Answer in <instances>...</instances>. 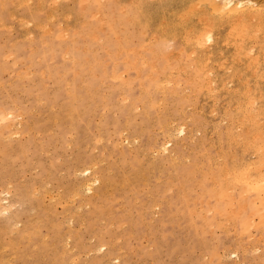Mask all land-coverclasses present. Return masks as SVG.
Wrapping results in <instances>:
<instances>
[{
	"label": "rangeland",
	"instance_id": "rangeland-1",
	"mask_svg": "<svg viewBox=\"0 0 264 264\" xmlns=\"http://www.w3.org/2000/svg\"><path fill=\"white\" fill-rule=\"evenodd\" d=\"M39 1L1 0L2 3H0V117L3 118L6 114L8 116L11 110L14 115H12L13 118L12 116L3 118L4 120L1 118L0 121L1 211L5 207L3 202L5 195L2 191L10 189L12 193L16 192L12 200L13 206L8 207L7 212L3 210V214L0 212V222L3 223L2 225L0 223V264H242L238 263L242 262V259L244 264H264V220H262L263 217L258 218V215L261 216L262 213L259 208V199L257 198L256 201L255 194L249 190L242 193L246 196V198L244 196L246 199L244 213L240 216L235 215V220L227 219V215L229 214L232 218L230 209L241 206V204L238 205L239 200H237L239 187H234L233 191L230 189L234 197L230 200L234 203L233 206L232 203H227L226 199L219 197L221 201L216 204V209H213L215 198L208 195V191L212 189L215 192V189L211 188L212 179L215 176L220 177L221 164L222 167L224 165L229 167L235 159L240 158L244 162L247 159L245 163H249L250 168L251 162H255L258 156L255 154L258 152L252 153L251 148L244 149L245 147H241L242 144L235 140L239 138L237 134L243 135L248 126L246 123L242 125L236 122L240 114L237 115L234 108L236 109L240 104V100L241 103L244 101L242 97L244 98L245 91L253 93L255 90L254 94L259 98L258 101L264 103L262 90L264 88V56H262L264 44L259 46V42L264 41V18L261 19L263 30L257 33V29L250 27L251 31H256L253 33H257V36L253 38L251 35V37L248 36L252 39L244 37V46L239 49L234 43L239 41V38H232L228 31L229 23H223L224 20L219 21L214 13L209 12L210 15H208V12L201 13L196 9L200 5V0H171V2L170 0H161V2L160 0H143V5L149 12L148 15H151V18L147 16L146 23L147 21L148 23H145L146 26L143 27L135 24L125 27L122 29L123 32L118 27L112 28V25L116 23L114 15L111 14L112 9L114 13L127 12L134 8L135 0H110L111 2L105 3L102 11L99 12L101 16L98 12L95 15L91 12L82 15L79 12L87 3L86 0ZM253 2H257L259 9L264 10L262 9L264 0H253ZM187 4L190 5V9ZM37 5L39 11L36 8ZM9 8L12 10L9 11ZM186 8L190 12L187 11L185 14L183 11L186 12ZM201 15L202 18L199 17ZM109 18L112 20V25L109 24L111 21ZM195 18L199 22H205L199 23ZM95 19H100L99 24ZM256 19H253L251 24H254ZM84 20L90 23L87 22V32H85L87 35L82 33V37L77 31ZM208 20L216 26L213 25L214 29L211 27V39L208 40L204 33L201 34L203 35V38L200 36V39H203L201 43L206 44L202 50L203 45H195L194 39L199 31L207 28L208 25L205 23ZM185 23L189 24L186 26ZM38 24L42 25L41 28ZM91 24H95L94 31L93 25L90 29ZM202 25L205 26L201 27ZM154 27L156 29L153 30ZM116 29L122 32V36ZM106 30H109V34ZM175 30L181 32L178 34ZM97 31L101 35L98 36L96 33L98 39L94 34ZM116 31L119 32H117L118 37ZM124 31L128 32L127 35ZM102 34H105L106 39ZM26 35L30 38L28 39ZM91 35L93 40L88 37ZM31 36H33L32 39ZM109 38L110 41L107 40ZM113 38H116L118 42L116 39V42L111 40ZM188 38L189 42H186L185 39ZM155 39L157 42L153 44ZM147 40L152 45H149ZM71 41L74 42L73 45H66L72 44L69 43ZM84 42L89 51H84L86 49ZM48 44L49 47H53L49 49ZM108 44H110L109 47L105 46ZM251 45L254 48L248 49ZM76 46L77 49L80 47L79 52H76ZM116 46L122 49H116ZM140 46H143L144 50ZM46 47L53 54L49 51L48 56L44 57L43 49ZM191 49H194V52ZM246 50L250 51L248 58ZM251 51L255 52L252 54ZM31 52H35L33 58L30 56ZM218 53H221V56ZM142 57H145V60ZM75 59H77L76 63ZM235 61H238V64ZM186 62L193 66L183 67ZM81 63H83L82 66ZM241 64L244 66L241 67ZM245 65H248V68ZM230 66L233 67L230 69ZM205 71L208 72L204 74ZM189 72H193L199 80L194 76L195 79L191 77L192 73ZM20 74L21 77H19ZM169 74H172L170 76L172 78L175 76L176 81L171 80L170 77L167 79ZM258 74L261 79L258 78ZM206 75L211 76L212 79L210 77L209 81ZM230 77H232L231 80ZM157 81L158 85L155 83ZM212 81L215 83L213 84ZM224 81L227 83L224 84ZM256 81L261 83L263 81V83ZM237 83L240 85L238 86ZM254 84H259L260 88ZM163 85L165 86L162 89L160 86ZM203 85L205 88L209 87L205 89ZM222 87L224 90L221 89ZM207 89L214 91L211 90L208 94ZM198 90L200 91L197 92ZM234 91L237 93L234 94ZM258 91H261L260 94H257ZM228 92L232 95L231 93L228 95ZM187 93L188 97H186ZM72 99L77 107L76 113L79 112L74 120L75 129L72 128V120L68 115ZM193 105L195 107H192ZM223 107L229 110L225 108L223 111ZM16 114L18 116L15 120ZM226 116L230 117L231 121ZM208 117L210 119H206ZM17 118H19V124H17ZM224 118L229 119L226 120V124L225 120H221ZM216 119L219 121L217 122ZM258 121L259 124L264 125L262 123L264 116H260ZM178 126H184L185 133L175 129L176 131L171 133L172 136L165 135L168 127L178 128ZM228 126L230 131L229 128L227 130ZM12 130L15 133L18 132L17 130L19 132L15 135ZM9 132L14 134L10 133V135ZM230 132L236 133L229 134ZM177 133L179 136L174 137ZM166 137L169 138L170 143H167ZM163 141L164 144H171L166 145L167 149L174 145V153L170 154L172 159L166 150L156 151L157 145ZM225 141L228 146H225ZM154 142L157 143L156 146ZM220 148L225 149L220 151ZM239 151L243 153L240 154ZM234 153L235 157H233ZM220 158L225 161L220 162ZM90 165H93L95 168L93 166L92 168L101 174V183L95 185L93 197L90 193H83L84 191L76 192L80 180L84 177L83 173L80 175V172ZM216 165L217 167H214ZM82 167L85 168L82 169ZM196 168L198 171L195 170ZM75 169L80 172L78 173ZM205 171L208 172L206 176ZM209 171H211L210 174ZM247 219L248 222L251 220L250 226L242 229L241 223ZM102 243H105V247L100 248ZM233 250L236 251V257L232 254ZM221 253H224V256Z\"/></svg>",
	"mask_w": 264,
	"mask_h": 264
},
{
	"label": "bare ground",
	"instance_id": "bare-ground-1",
	"mask_svg": "<svg viewBox=\"0 0 264 264\" xmlns=\"http://www.w3.org/2000/svg\"><path fill=\"white\" fill-rule=\"evenodd\" d=\"M26 1H28V0H26ZM41 1V0H40ZM39 1V2H40ZM69 1V0H68ZM78 1V0H77ZM79 1H81V0H79ZM116 1H118V0H116ZM115 1V2H116ZM150 1V0H149ZM163 1V0H162ZM169 1V0H168ZM175 1V0H174ZM173 1V2H174ZM181 1V0H180ZM189 1V0H188ZM187 1V2H188ZM22 2V1H21ZM25 2V1H24ZM29 2H30V0H29ZM56 2H58V0L56 1ZM86 4H85V6L84 7H82V9H80V13H82V15H86V14H88V13H90L91 12V14H94L95 15V13L96 12H101L102 11V7L105 5V3H110L111 1L110 0H86ZM157 2H159V1H157ZM160 2H161V0H160ZM170 2H171V0H170ZM250 2H252V3H250ZM0 3H2L1 2V0H0ZM41 3H43V1L41 2ZM55 3V2H54ZM131 4H132V2H130ZM133 3H134V8H132V9H130V10H128L127 12H124V13H114V11H113V9H112V12L114 13H111L112 15H114V18L116 19H114V21H116V23H114V25H112L111 24V22H112V20L110 19L111 17H112V15H111V17L110 16H106V17H110L109 19L111 20L110 21V23L109 24H111L112 25V28H114V27H118L120 30H122V29H124L125 27H130V26H132V25H139L140 27H143L144 25H145V23H146V20H147V16H151L150 14L148 15V10H147V8L143 5V0H135V1H133ZM182 3V2H181ZM186 3V2H185ZM185 3H184V5H185ZM192 4H193V1L191 2ZM29 4V3H28ZM33 4V3H32ZM40 4V3H39ZM119 4H121V3H119ZM145 4H147V2L145 3ZM168 4L170 5V3L168 2ZM198 3H196V5H197ZM199 4L200 5H198L199 7H196V9L199 11V12H201V13H204V12H210V13H214V14H216V19H218L219 21L220 20H224V21H222L223 23H229L228 25L230 26V28H228V29H230V30H228L229 31V33L232 35V38H239V41H237V42H234L235 44H236V46L239 48V49H241V48H243V46H244V42H245V39H243L244 37H248V36H252V38L254 37V36H257V33H259L261 30H263L261 27H262V23H261V19H263L264 17V10L262 11V10H260L259 8V5H258V3L257 2H253V0H200V2H199ZM22 5H24V4H22ZM40 5H42V4H40ZM133 5V4H132ZM131 5V6H132ZM154 5V4H153ZM160 5H161V3H160ZM166 5V4H165ZM188 6H189V9H190V5L189 4H187ZM15 6V5H14ZM32 6V5H31ZM43 6H44V4H43ZM123 6H124V4H123ZM122 6V7H123ZM155 6V5H154ZM162 6V5H161ZM160 6V7H161ZM194 6V5H193ZM263 6V5H262ZM1 7H2V5H1ZM38 7V5L36 6V8ZM133 7V6H132ZM156 7V6H155ZM167 7V6H166ZM184 7V6H183ZM191 7H192V5H191ZM258 7V8H257ZM33 9H34V7H32ZM36 8H35V10H36ZM39 8V7H38ZM38 8H37V10H38ZM112 8H113V6H112ZM154 8V7H153ZM193 8V7H192ZM195 8V7H194ZM264 7H262V9H263ZM10 9V8H9ZM32 9V10H33ZM50 9V8H49ZM157 9V8H156ZM171 9V8H170ZM12 9H10L9 11H11ZM31 10V9H30ZM161 10H162V8H161ZM177 10H178V8H177ZM186 10V12H184L183 11V13H187V11H189V10H187V8L185 9ZM39 11V10H38ZM123 11V10H122ZM163 11V10H162ZM168 11V10H167ZM170 11V10H169ZM46 12V11H45ZM51 12H52V10H51ZM76 12H78V11H76ZM109 12V11H108ZM108 12H106L108 15H109V13ZM171 12V11H170ZM169 12V13H170ZM176 12V11H175ZM190 12V11H189ZM195 12V11H194ZM10 13V12H9ZM153 13H155V12H153ZM161 13H163V12H161ZM160 13V14H161ZM181 13V15H182V11L180 12ZM210 13L208 14V15H210ZM263 13V14H262ZM73 14V13H72ZM77 14V13H76ZM158 14V13H157ZM185 14H184V16H185ZM206 14V13H205ZM213 14V15H214ZM254 14H255V16H254ZM256 14H258V16L256 15ZM11 15V14H10ZM47 14H45V16H46ZM51 15V14H50ZM98 15H100V13L98 14ZM97 15V16H98ZM163 15V14H162ZM173 15V14H172ZM171 15V16H172ZM189 15H191V14H189ZM249 15H252V16H249ZM13 16V15H12ZM49 16V15H48ZM67 16V15H66ZM101 16V15H100ZM170 16V17H171ZM178 16H179V14H178ZM187 16V15H186ZM185 16V18H187ZM206 16V15H205ZM204 16V17H205ZM257 16V17H256ZM14 17V16H13ZM99 17V16H98ZM161 17V16H160ZM169 17V18H170ZM175 17H176V15H175ZM180 17V16H179ZM193 17V16H192ZM195 17V16H194ZM200 18H202V15L201 16H199ZM207 17V16H206ZM262 17V18H261ZM21 18V17H20ZM20 18H18V19H20ZM28 18V17H27ZM51 18V17H50ZM68 18V17H67ZM151 18V17H150ZM172 18V17H171ZM176 18H178V17H176ZM182 18H184V17H182ZM182 18H180V19H182ZM189 18H191V17H189ZM250 18H253V19H256V18H259V19H256L255 20V23L252 25L251 24V21L253 20V19H250ZM22 19V18H21ZM101 19V18H100ZM100 19H95V21H97L98 22V20H100ZM105 19V18H104ZM113 19V18H112ZM160 19V18H159ZM165 19V18H164ZM188 19V18H187ZM192 19V18H191ZM196 19V18H195ZM194 19V20H195ZM207 19V18H206ZM213 19V18H212ZM28 20H31V19H29L28 18ZM83 20V19H82ZM167 20V19H166ZM194 20H193V22H194ZM197 20V19H196ZM201 20V19H200ZM205 20V19H204ZM217 20V21H218ZM22 23H23V19L22 20H20ZM19 21V22H20ZM25 21V20H24ZM74 21V20H73ZM105 21V20H104ZM107 21H108V19H107ZM150 21V20H149ZM163 21V20H162ZM168 21V20H167ZM190 21V20H189ZM198 22H199V20H197ZM214 21H216V20H214ZM236 21V22H235ZM237 21H239V22H237ZM32 22V21H31ZM38 22V21H37ZM50 22V21H49ZM67 22V21H66ZM76 22V21H75ZM87 22L88 21H83V24L81 25V27H80V29L78 28V27H76L77 29H79L77 32H79V33H81L80 35H82V37H83V34L82 33H84L85 35H87V33H85V32H87V26H88V24H87ZM97 22H95V23H97ZM106 22V21H105ZM109 22V21H108ZM164 22V21H163ZM182 22V21H181ZM205 22V21H204ZM204 22H199V23H204ZM253 22V21H252ZM21 23V24H22ZM25 23H26V21H25ZM30 23V22H29ZM88 23H90V22H88ZM147 23H148V21H147ZM146 23V24H147ZM161 23V22H160ZM173 22L171 21V24H172ZM176 23V22H175ZM217 23V22H216ZM220 23V22H219ZM223 23H221L222 25H223ZM5 24V23H4ZM9 24V23H8ZM35 24V23H34ZM46 24H47V22H46ZM97 24H99V22L97 23ZM96 24V25H97ZM158 24V23H157ZM169 24V23H168ZM189 24V23H188ZM187 24V25H188ZM205 24H207L206 26H207V28H209L208 30H207V28L206 29H203V30H201V31H199L198 33H197V36L196 35H194V36H196L195 37V39H194V43H195V45L197 44V45H199V44H202L203 45V43H201V41L203 40V39H200V36H201V34H205L204 36H205V38L206 39H211L210 37H211V33H212V28H213V25H215L214 23H212V22H210V20H208ZM27 25V24H26ZM92 25H93V28H92ZM94 25L95 24H91L90 26V29L92 28L93 29V31H94ZM183 25V24H182ZM185 25H186V23H185ZM186 25V26H187ZM193 25V24H192ZM4 26H7V25H4ZM3 26V27H4ZM9 26V25H8ZM32 26H36V25H32ZM40 26H42V25H39L38 24V27H40ZM45 26H47V25H45ZM99 26V25H98ZM103 26V25H102ZM146 26V25H145ZM163 26V25H162ZM165 26H166V24H165ZM175 26H178V25H175ZM174 26V27H175ZM193 26H195V25H193ZM203 26H205V25H202L201 27H203ZM216 26V25H215ZM214 26V27H215ZM218 26V25H217ZM255 28V29H257L256 31H257V33H253L254 31H251L250 29H252L253 27ZM11 27V26H10ZM60 27V26H59ZM67 27H69V26H67ZM73 27H75V25L73 26ZM100 27V26H99ZM153 27V26H152ZM157 27V26H156ZM167 27V26H166ZM165 27V28H166ZM180 27V26H179ZM197 27V26H196ZM212 27V28H211ZM228 27V26H227ZM250 27H252V28H250ZM263 27H264V25H263ZM2 28V27H1ZM26 28V27H25ZM41 28V27H40ZM48 28V27H47ZM161 28V27H160ZM172 29H174L173 27H171ZM29 29V28H28ZM43 29V28H42ZM41 29V30H42ZM119 29H116V30H118L119 32H120V34L123 32V30H122V32L119 30ZM142 29V28H141ZM154 29H156L155 27L153 28V30ZM176 29V28H175ZM214 29V28H213ZM217 29V28H216ZM48 30V29H47ZM50 30V29H49ZM52 30V29H51ZM66 30H67V28H66ZM109 30H112V29H110L109 28ZM109 30H106V33L107 34H109ZM159 30V29H158ZM166 30V29H165ZM170 30V29H169ZM168 30V31H169ZM191 30V29H190ZM218 30V29H217ZM217 30L215 31V32H217ZM24 31H26V30H24ZM31 31V30H30ZM44 31V30H43ZM99 31V30H98ZM95 32L94 34H96V33H98V36L100 35L99 33L100 32ZM108 31V32H107ZM113 31V30H112ZM118 31H116V34H117V32ZM143 31V33H144V30H142ZM161 31V30H160ZM175 31H177V33L178 32H181V31H178V30H175ZM194 31L196 32V29H194ZM255 31V32H256ZM27 32H29V31H27ZM32 32V31H31ZM41 32V31H40ZM45 32V31H44ZM47 32V31H46ZM62 32H64V30L62 31ZM61 32V33H62ZM118 32V33H119ZM151 32V31H150ZM163 31H161V33H162ZM174 32V31H173ZM24 33H26V32H24ZM67 33V32H66ZM124 33H125V31H124ZM127 33L128 32H126L125 34L127 35ZM160 33V32H159ZM167 33V32H166ZM223 33V32H222ZM262 33V32H261ZM29 34H31V33H29ZM28 34V35H29ZM68 34V33H67ZM66 34V35H67ZM151 34V33H150ZM153 34V33H152ZM163 34V33H162ZM169 34V33H168ZM173 34H175V33H173ZM179 34V33H178ZM186 34V33H185ZM191 34H192V32H191ZM219 34V33H218ZM24 35V34H23ZM32 35V34H31ZM33 35H34V33H33ZM103 35V34H102ZM105 35V34H104ZM103 35V36H104ZM118 35L119 34H117V37H118ZM154 35V34H153ZM157 35V34H156ZM167 35V34H166ZM166 35H165V37H166ZM169 35H172V33L171 34H169ZM223 35H224V33H223ZM222 35V38L224 37ZM228 35V34H227ZM226 35V36H227ZM27 36V35H26ZM25 36V37H26ZM96 36V38H97V34L95 35ZM101 36V35H100ZM120 36H122V34L120 35ZM158 36V35H157ZM203 36V35H202ZM201 36V37H202ZM217 36V35H216ZM250 36V37H251ZM264 36V35H263ZM21 37V36H20ZM28 37V36H27ZM61 37H62V35H61ZM86 37V36H85ZM88 37H92V35L91 36H88ZM88 37H87V39H88ZM151 37H152V35H151ZM153 37H155V35L153 36ZM158 37H160V36H158ZM173 37V36H172ZM190 37H191V35H190ZM189 37V38H190ZM220 37V36H219ZM227 37H229V36H227ZM241 37V38H240ZM258 37H259V35H258ZM260 37H262V36H260ZM30 37H28V39H29ZM33 38V36H31V39ZM93 38V37H92ZM91 38V39H92ZM96 38H95V40H96ZM102 38V37H101ZM104 38H105V36H104ZM107 38H108V36H107ZM126 38H128V37H126ZM161 38V37H160ZM168 38V37H167ZM170 38H171V36H170ZM179 38H180V36H179ZM184 38H186L185 36H184ZM189 38L188 39H185L186 40V42H189ZM203 38V37H202ZM230 38V37H229ZM228 38V39H229ZM252 38H249L248 37V39H252ZM264 38V37H263ZM75 39V38H74ZM84 39V38H83ZM98 39V38H97ZM106 39V38H105ZM116 39V38H115ZM115 39L113 38V39H111V40H113L114 42H116L117 41V39H116V41H115ZM120 39V38H119ZM153 39V38H152ZM151 39V40H152ZM224 39V38H223ZM256 39V38H255ZM16 40V39H15ZM93 40V39H92ZM107 40H109L110 41V38L109 39H107ZM138 40V39H137ZM173 40V39H172ZM229 40H231V39H229ZM228 40V41H229ZM260 40H262V39H260ZM12 41H14L13 39H12ZM29 41V40H28ZM85 41V40H84ZM88 42H90L89 40H87ZM104 41V40H103ZM119 41H121V40H119ZM148 41V40H147ZM146 41V42H147ZM168 41V40H167ZM191 41V40H190ZM221 41V40H220ZM93 42V41H92ZM96 42V41H95ZM100 42H101V39H100ZM113 42V44H117V43H114ZM118 42V41H117ZM149 42V41H148ZM152 42V41H151ZM157 42V40L155 39V41H153V44H155ZM203 42H205V40L203 41ZM209 42V41H208ZM211 42V41H210ZM226 42H227V40H226ZM226 42H223V43H225L226 44ZM248 42V41H247ZM250 42V41H249ZM11 43V42H10ZM69 43H72V44H66V45H73L74 44V42L73 41H71V42H69ZM85 43V47L87 46L86 45V42H84ZM91 43V42H90ZM98 43V42H97ZM112 43V42H111ZM122 43H123V41H122ZM185 43V42H184ZM192 43H193V41H192ZM230 43V42H229ZM14 44V43H13ZM52 44V43H51ZM50 44V45H51ZM87 44H89V43H87ZM93 44H95V43H93ZM149 45L151 44L152 45V43H148ZM231 44H233L232 42H231ZM257 44V43H256ZM260 44H264V41L262 40V42H259V46H261ZM12 45V44H11ZM79 45V44H78ZM109 45L110 44H108V45H105V46H108L109 47ZM122 45V44H121ZM157 45V44H156ZM184 45V44H183ZM204 45H206V44H204ZM204 45H203V49L202 50H204ZM208 45H210V44H208ZM234 45V44H233ZM48 47H49V44L47 45ZM60 46V45H59ZM63 46V45H62ZM65 46V45H64ZM63 46V47H64ZM115 46V45H114ZM169 46V45H168ZM188 46H189V44H188ZM211 46V45H210ZM228 46V45H227ZM48 47H46L45 49H43V55H44V57H46V56H48V53H50V52H52V51H50V50H48L47 48ZM51 47H53V46H51ZM51 47H49V49L51 48ZM63 47H61V48H63ZM71 47V46H70ZM84 47V48H85ZM120 46H116L115 48L116 49H118ZM135 47V46H134ZM140 47H142L143 48V46H140ZM152 47V46H151ZM151 47H150V49H151ZM185 47V46H184ZM190 47V46H189ZM192 47V46H191ZM194 47V46H193ZM248 47V46H247ZM32 48V47H31ZM60 48V47H59ZM68 48V47H67ZM83 48V47H82ZM132 48V47H131ZM146 48H148L147 46H146ZM154 48V47H153ZM181 48V47H180ZM208 48V47H207ZM222 48V47H221ZM235 48V47H234ZM254 47L251 45L250 46V48H248V49H253ZM260 48V47H259ZM69 50H70V48H68ZM87 49H89L88 47H86V49H84V51L85 50H87ZM120 50L122 49V48H119ZM183 49V48H182ZM181 49V50H182ZM187 49H188V47H187ZM197 49V48H196ZM223 49V48H222ZM238 49V50H239ZM65 50H66V48H65ZM76 52H79L78 50H80V47H79V49H77V46H76ZM90 50V49H89ZM89 50H87V51H89ZM138 50V49H137ZM136 50V51H137ZM143 50H144V48H143ZM211 50V49H210ZM218 50H219V48H218ZM257 50V49H256ZM42 51V50H41ZM50 51V52H49ZM81 51H83V49L81 50ZM133 51V50H132ZM153 51V50H152ZM191 51H193L194 52V49H191ZM191 51H190V53H191ZM196 51V50H195ZM243 51V50H242ZM245 51V50H244ZM253 51V50H252ZM252 51H251V53H252ZM260 51H261V49H260ZM65 53H66V51H64ZM118 52V51H117ZM180 52V51H179ZM198 52V51H197ZM202 52V51H201ZM212 52V51H211ZM218 52V51H217ZM229 52V51H228ZM237 52V51H236ZM236 52H234V53H236ZM246 52H247V50H246ZM250 51H248L247 52V58H248V53H249ZM255 52V51H254ZM253 52V53H254ZM259 52V51H258ZM34 53L35 52H31V58H33L34 57ZM40 53H42V52H40ZM68 53H69V51H68ZM73 53V52H72ZM140 53V52H139ZM204 53H205V51H204ZM229 53H231V52H229ZM252 53V54H253ZM36 54H38V53H36ZM51 54H53V52L51 53ZM79 54V53H78ZM83 54V53H82ZM113 54V53H112ZM111 54V55H112ZM158 54V53H157ZM191 54H193V53H191ZM197 54V53H196ZM195 54V55H196ZM219 54V53H218ZM221 54V53H220ZM219 54V56H221ZM228 54V53H227ZM226 54V55H227ZM260 54V53H259ZM11 55V54H10ZM67 55V54H66ZM71 55V54H70ZM80 55V54H79ZM155 55V54H154ZM189 55V54H188ZM194 55V56H195ZM204 55V54H203ZM208 55V54H207ZM211 56L213 55V54H210ZM217 55V54H216ZM223 55H224V53H223ZM237 55V54H236ZM235 55V56H236ZM256 55L257 54H255V58H257L256 57ZM36 56V55H35ZM193 56V57H194ZM198 56H200V55H198ZM209 56V55H208ZM230 56V55H229ZM239 56V55H238ZM241 56V55H240ZM239 56V57H240ZM244 56H245V53H244ZM249 56H251L250 54H249ZM262 56H264V55H262ZM70 57V56H69ZM158 57V56H157ZM224 57V56H223ZM243 57V56H242ZM253 57H254V55H253ZM258 57H259V55H258ZM93 58H95L96 59V57H94V55H93ZM213 58V57H212ZM219 58V57H218ZM235 58V57H234ZM245 58H246V56H245ZM246 58V59H247ZM254 58V59H255ZM43 58H41V60H42ZM88 59V58H87ZM94 59V60H95ZM142 59H144L145 60V57L143 58L142 57ZM210 59V58H209ZM225 59V58H224ZM231 59V58H230ZM238 59V58H237ZM251 59V58H250ZM254 59H252V60H254ZM34 60V59H33ZM76 61H75V63L77 62V59H75ZM194 60V59H193ZM201 60H203V59H201ZM201 60H199V61H201ZM215 60V59H214ZM217 60H219V59H217ZM252 60H251V62H252ZM259 60V59H258ZM128 61V60H127ZM153 61V63H154V60H152ZM210 62L212 61V60H209ZM262 61V60H261ZM188 62V61H187ZM183 63L184 65H183V67L185 66V68L187 67L186 65H189L188 63ZM194 62V61H193ZM197 62V61H196ZM218 62H220V61H218ZM222 62V61H221ZM230 62H232L233 63V61H230ZM236 62V61H235ZM240 62V61H239ZM249 62V61H248ZM248 62H247V64H248ZM250 62V63H251ZM254 62V61H253ZM152 63V62H151ZM174 64H175V62H173ZM190 63V62H189ZM212 63H213V61H212ZM211 63V64H212ZM237 64H238V61L236 62ZM243 64L245 63V62H242ZM255 63V62H254ZM254 63H252V64H254ZM260 63V62H259ZM258 63V64H259ZM155 64V63H154ZM169 64H172V63H170L169 62ZM198 64V63H197ZM206 64V63H205ZM204 64V65H205ZM216 64V63H215ZM83 65V63H81V66ZM152 65V64H151ZM165 65V64H164ZM163 65V66H164ZM190 65H191V63H190ZM189 65V66H190ZM207 65V64H206ZM222 65V64H221ZM225 65V64H224ZM231 65V64H230ZM240 65V64H239ZM255 65H257V63L255 64ZM4 66H5V64H4ZM80 66V67H81ZM85 66V65H84ZM88 66H91V65H88ZM162 66V67H163ZM177 66V65H176ZM178 66H179V64H178ZM188 66V67H189ZM191 66H193V65H191ZM220 66V65H219ZM227 66V65H226ZM236 66H238V65H236ZM244 66V65H243ZM242 66V64H241V67H243ZM246 66V65H245ZM248 66V65H247ZM246 66V67H247ZM261 67H262V65H260ZM6 67V66H5ZM154 67V66H153ZM183 67H182V69H183ZM204 67V66H203ZM202 67V68H203ZM209 67V66H208ZM221 67H223V65L221 66ZM220 67V68H221ZM228 67V66H227ZM231 67H233V66H230V69H231ZM239 67V66H238ZM251 67V66H250ZM256 67V66H255ZM137 68H138V66H137ZM157 68V67H156ZM165 68V67H164ZM163 68V69H164ZM173 68V67H172ZM172 68L170 69V70H172ZM176 68V67H175ZM193 68V67H192ZM201 68V69H202ZM207 68V67H206ZM205 68V69H206ZM216 68H218V66L216 67ZM219 68V69H220ZM225 68V67H224ZM245 68V67H244ZM243 68V69H244ZM248 68V67H247ZM246 68V69H247ZM190 69V68H189ZM199 69V68H198ZM223 69V68H222ZM230 69H228V70H230ZM253 69H255V68H253ZM257 69H258V67H257ZM79 70V69H78ZM125 70H127V69H125ZM179 70H181V69H179ZM236 70H237V68H236ZM34 71V70H33ZM85 71V70H84ZM87 71V70H86ZM155 71H157V70H155ZM174 71V70H173ZM182 71H184L185 72V70H182ZM187 71V70H186ZM191 71V70H190ZM194 71V70H193ZM201 71V70H200ZM216 71V70H215ZM214 71V72H215ZM224 71V70H223ZM238 71H239V69H238ZM242 71V70H241ZM249 71H251L250 70V68H249ZM256 71V70H255ZM259 71V70H258ZM263 71V70H262ZM30 72V71H29ZM122 72V71H121ZM163 72V71H162ZM169 72H171V71H169ZM188 72V71H187ZM208 72V71H207ZM206 71H205V73L204 74H206L207 73ZM213 72V73H214ZM217 72V71H216ZM221 72V71H220ZM232 72V71H231ZM254 71L252 70V74H254L253 73ZM259 72H261V71H259ZM76 73H78L79 74V72H77V70H76ZM75 73V74H76ZM150 74H151V72H149ZM186 73V72H185ZM190 73V72H189ZM192 73V75H191V77H193L194 76V73L193 72H191ZM190 73V74H191ZM225 73V72H224ZM242 73H244L243 71H242ZM241 73V74H242ZM249 73V72H248ZM263 73V72H262ZM126 74V73H125ZM162 74V73H161ZM168 74V73H167ZM189 74V75H190ZM203 74V75H204ZM222 74V73H221ZM241 74H239V76H242ZM251 74V73H250ZM121 75V74H120ZM172 75V74H171ZM170 74L168 75V77H166L167 79H169V77L171 76ZM174 75V74H173ZM178 74H176V76H177ZM216 75H218V74H216ZM226 75H228V73L226 74ZM232 75H234V73L232 74ZM246 75V74H245ZM22 75L20 74V76L19 77H21ZM77 76V75H76ZM109 76H111V75H109ZM122 76H123V74H122ZM121 76V77H122ZM138 76V75H137ZM147 76V75H146ZM179 76V75H178ZM205 76V75H204ZM207 76V75H206ZM219 76V75H218ZM217 76V77H218ZM258 76H259V74H258ZM261 76H262V74H261ZM75 77V76H74ZM81 77V76H80ZM116 77V76H115ZM152 77V76H151ZM195 77V76H194ZM193 77V78H194ZM198 77H200V76H198ZM211 77V76H210ZM210 77H206V78H208V80H209V78ZM216 77V78H217ZM224 77V76H223ZM233 77V76H232ZM232 77H230V80H231V78ZM234 77H236V76H234ZM243 77V76H242ZM241 77V78H242ZM255 77V76H254ZM264 77V76H263ZM76 78V77H75ZM83 78V77H82ZM81 78V79H82ZM159 78V77H158ZM171 78V80L173 79H175V76H174V78H172V77H170ZM189 78H190V76H189ZM195 78H197V77H195ZM194 78V79H195ZM213 78H214V76H213ZM225 78V77H224ZM239 78V77H238ZM246 78V77H245ZM250 78V77H249ZM257 78V77H256ZM258 78H260L261 79V77L259 76ZM14 79V78H13ZM77 79V78H76ZM198 80H199V78H197ZM197 79L195 80V81H197ZM211 79H212V77H211ZM221 79H222V77H221ZM221 79H219V80H221ZM240 79V78H239ZM244 79V78H243ZM160 80V79H159ZM158 80V81H159ZM170 80V82H172ZM191 80H192V78H191ZM191 80H189V83H190V81ZM208 80H206V81H208ZM216 80H218V79H216ZM236 80V79H235ZM246 80L248 81V79L246 78ZM255 80V79H254ZM82 81V80H81ZM158 81L157 82H155L157 85H158ZM165 81H168V80H165ZM175 81H176V79H175ZM210 81V80H209ZM240 81H241V79H240ZM240 81H239V83H240ZM68 82V81H67ZM83 82H86V81H83ZM169 82V81H168ZM169 82V83H170ZM205 82V81H204ZM203 82V83H204ZM225 82L226 81H224V84H225ZM230 82V81H229ZM234 82V81H233ZM243 82V81H242ZM245 82V81H244ZM254 82V81H253ZM252 82V83H253ZM256 82H258V81H256ZM160 83V82H159ZM194 82H193V80H192V84H193ZM212 83H213V81H212ZM215 83V82H214ZM213 83V84H214ZM217 83V82H216ZM227 83V82H226ZM258 83H261V82H258ZM262 83H263V81H262ZM261 83V84H262ZM9 84V83H8ZM67 84V83H66ZM65 84V85H66ZM86 84V83H85ZM162 84V83H161ZM164 84H166L165 82H164ZM191 84V83H190ZM192 84H191V86H192ZM209 83H207V85H208ZM212 84V85H213ZM222 84V83H221ZM229 84V83H228ZM231 84H233V83H231ZM238 84V83H237ZM236 84V85H237ZM241 84V83H240ZM240 84H238V86L240 85ZM244 84H246V83H244ZM160 85V84H159ZM174 85V84H173ZM176 85V84H175ZM180 85V84H179ZM196 85H198V83L196 84ZM202 84H200V86H201ZM206 85V86H207ZM211 85V86H212ZM217 85V84H216ZM220 85V84H219ZM218 85V86H219ZM243 85V84H242ZM247 85H248V83H247ZM246 85V86H247ZM255 85V84H254ZM259 85V84H258ZM258 85H255V86H257V87H259ZM164 86L165 85H163V86H160L161 88L163 87L164 88ZM210 86V88H214V87H211ZM217 86V87H218ZM221 86H224V85H221ZM228 86V85H227ZM235 86V85H234ZM244 86V85H243ZM88 87V86H87ZM159 87V86H158ZM188 87V86H187ZM197 87H199V86H197ZM196 87V88H197ZM209 87V86H208ZM208 87H206V88H208ZM229 87V86H228ZM85 88V87H84ZM141 88V87H140ZM161 88H159V89H161ZM162 88V89H163ZM166 88L168 89V86H166ZM173 88V87H172ZM203 88H205L204 87V85H203ZM205 88V89H206ZM209 88V89H210ZM239 88V87H238ZM248 88V90H249V87H247ZM252 88V87H251ZM260 88V87H259ZM161 89V90H162ZM188 89V88H187ZM193 89V88H192ZM209 89H207L206 91L208 92V94H209V92L211 91V90H213V89H211L210 91H209ZM221 89H223V87L221 88ZM258 89V88H257ZM68 90H70V89H68ZM218 90H219V88H218ZM224 90V89H223ZM227 90H229V88L227 89ZM231 90V89H230ZM233 90H235V89H233ZM241 90V89H240ZM261 90V89H260ZM263 90V92H264V88L262 89ZM87 91V90H86ZM163 91V90H162ZM174 91V90H173ZM191 91H194V90H191ZM200 90H198L197 92H199ZM214 91V90H213ZM232 91V90H231ZM237 91V90H236ZM236 91H234V94H235V92ZM250 91H251V89H250ZM165 92V91H164ZM175 92V91H174ZM182 92V91H181ZM180 92V93H181ZM187 92V91H186ZM217 92H219V91H217ZM216 92V93H217ZM227 92V91H226ZM240 92V91H239ZM261 92V91H260ZM260 92L258 91V93L257 94H260ZM72 93V92H71ZM177 93V92H176ZM183 93V92H182ZM191 93V92H190ZM194 93V92H193ZM211 93V92H210ZM212 93H214V92H212ZM229 93H231V92H228V95H229ZM237 93V92H236ZM242 93H243V91H242ZM252 93V92H251ZM249 91H245L244 92V98L242 97V99H244V101H242V103H241V100H240V104L239 105H237V107H236V109L234 108V110H236L237 111V115H239L236 119H237V121L236 122H238V124H242V125H244L245 123L247 124V126H248V128L247 127H245V129H246V132L243 134V135H238L237 134V137L239 136V138H235V140L237 141V143H240V144H242L241 145V147H245L244 149H246V148H251L253 151H252V153H254V152H258V153H255V154H258V156H256V160H255V162H251V164H252V167H248V164H246L245 162L247 161V159H246V161L244 162V160H241L240 158L239 159H235L234 160V162H232L230 165L232 166V167H230V165H229V167L227 166H223L222 167V164H221V166H220V169H221V173H220V177H216L215 175H214V173H212L213 174V176H215L213 179H212V175H211V179H212V185L213 186H211V188H214L215 189V192L214 191H212V190H210V191H208V195L209 196H214V198H215V205L213 206V209H216V204L219 202V201H221L220 199H219V197L220 198H224V199H226V202L228 203V202H230V200H232V198H234L232 195L233 194H231L232 193V191H233V188L234 187H239V199H237V200H239L238 201V205L239 204H241V206L239 205V207H236L235 209H230V212H231V215H232V218H230V216H229V214L227 215L228 217H227V219L229 218V219H233V220H235V215H243V213H244V209H245V201H246V199H244V196H245V194H244V196L242 195V193H245V191L247 192V190H249V191H251V192H253L254 194H255V199H256V201L259 199V208H260V210H261V216H259L258 215V218L259 217H263L262 218V220H264V125H261V124H259V121H258V119H259V117L260 116H264V103H261V101L259 102L258 100H259V98H257L256 96H255V90H254V92L251 94ZM70 94V93H69ZM68 94V95H69ZM121 94V93H120ZM215 94V93H214ZM233 94V95H234ZM256 94V95H257ZM73 95V94H72ZM150 95V94H149ZM195 95V94H194ZM193 95V96H194ZM206 95V94H205ZM212 95V94H211ZM223 95V94H222ZM227 95V94H226ZM225 95V96H226ZM231 95H232V93H231ZM241 95V94H240ZM73 96H75V95H73ZM164 96V95H163ZM197 96V95H196ZM204 96V95H203ZM207 96H209V95H207ZM221 96V95H220ZM162 97V96H161ZM186 97H188V93L186 94ZM214 97V96H213ZM230 97V96H229ZM229 97H227V98H229ZM237 97V96H236ZM261 98L263 97V96H260ZM74 98V97H73ZM192 98V97H191ZM208 98V97H207ZM207 98L205 99V101L207 100ZM209 98H210V96H209ZM208 98V99H209ZM222 98V97H221ZM232 98V97H231ZM215 99H217V98H215ZM233 99V98H232ZM237 99V98H236ZM190 100H192V99H190ZM218 100V99H217ZM217 100H216V102H217ZM161 101V100H160ZM212 101V100H211ZM215 101V100H214ZM213 101V102H214ZM226 101H230V100H227L226 99ZM238 101V103H239V100H237ZM258 101V102H257ZM42 102V101H41ZM159 102V101H158ZM157 102V103H158ZM165 102V101H164ZM201 102H203V101H201ZM212 102V103H213ZM225 102V101H224ZM231 102V101H230ZM236 102V101H235ZM234 102V103H235ZM2 103V102H1ZM144 103V102H143ZM163 103V102H162ZM205 103V102H204ZM207 103V102H206ZM220 103H222V102H220ZM142 104V103H141ZM209 104V103H208ZM225 104H228V103H225ZM224 104V105H225ZM230 104V103H229ZM236 104H237V102H236ZM3 105H4V103H3ZM149 105V104H148ZM181 105V104H180ZM222 105V104H221ZM224 105H222V106H224ZM1 106V105H0ZM17 106V105H16ZM153 106V105H152ZM212 106V105H211ZM226 106V105H225ZM189 107H191V106H189ZM192 107H195L194 105L192 106ZM191 107V108H192ZM215 107V106H214ZM214 107H212V108H214ZM228 107V106H227ZM227 107H225L226 109H227ZM235 107V106H234ZM1 108V107H0ZM187 108V107H186ZM224 107H223V111H224V109H225ZM233 108V107H232ZM3 109V108H2ZM180 109V108H179ZM199 109H200V107H199ZM11 109H9V111H10ZM145 110V109H144ZM163 110V109H162ZM165 110V109H164ZM194 109H192V111H193ZM214 111H216V109H213ZM227 110H229V109H227ZM4 111V110H3ZM12 111V110H11ZM11 111L10 112H8V111H6V112H8L9 114H8V116H7V114H6V116H3V118H10V116H12L13 114L11 113ZM68 111V110H67ZM76 111H77V107H76V104H75V102L73 101V99L71 100V104H70V109H69V111H68V115H69V117H71V120H72V128L73 129H75V127H74V120H75V117H76V115L79 113V112H77L76 113ZM158 111V110H157ZM222 111V112H223ZM5 112V111H4ZM3 112V113H4ZM21 112V111H20ZM159 112V111H158ZM182 112V111H181ZM180 112V113H181ZM199 113H200V111H198ZM209 112V111H208ZM14 113H16V112H14ZM67 113V112H66ZM194 113V112H193ZM210 113H212V112H210ZM196 114V113H195ZM221 114H223V113H221ZM5 115V114H4ZM55 115V114H54ZM66 115V114H65ZM159 115V114H158ZM215 115H216V113H215ZM235 115V114H234ZM14 116V115H13ZM13 116H12V118H13ZM16 116H18L17 114L15 115V120H16ZM57 116H59V115H57ZM184 116V115H183ZM231 116V115H230ZM221 117V116H220ZM226 117H228V116H226ZM225 117V118H226ZM233 117V116H232ZM1 118L2 117H0V121H1ZM2 118V119H3ZM21 118V117H20ZM59 118V117H58ZM198 118V117H197ZM221 119V120H225V124H226V120H229L230 119V117H228L229 119ZM18 119L19 118H17V121H18ZM196 119V118H195ZM199 119V118H198ZM206 119H210L209 117L208 118H206ZM233 119V118H232ZM235 119V120H236ZM4 120V119H3ZM53 120V119H52ZM126 120V119H125ZM189 120H191L190 119V117H189ZM193 120V119H192ZM204 120H205V117H204ZM213 120V119H212ZM234 120V119H233ZM54 121H56V119H54ZM173 121V120H172ZM216 121H217V119H216ZM216 121H213V122H216ZM219 121V120H218ZM217 121V122H218ZM230 121H231V119H230ZM229 121V122H230ZM10 122V121H9ZM8 122V125L10 124ZM12 122V121H11ZM212 122V121H211ZM211 122H209V123H211ZM212 122V123H213ZM20 122L18 121V123L17 124H19ZM165 123H166V121H165ZM220 123V122H219ZM261 123V122H260ZM262 123H264V121H262ZM172 124V123H171ZM224 124V123H223ZM228 124V123H227ZM230 124H232V123H230ZM229 124V125H230ZM16 125V124H15ZM183 125V124H182ZM11 126V125H10ZM9 126V127H10ZM29 126V125H28ZM199 126V125H198ZM225 126H227V125H225ZM236 125H234V127H235ZM240 126V125H239ZM16 127V126H15ZM17 127H18V125H17ZM20 127V126H19ZM230 126H228L227 127V130H228V128H229ZM242 127V126H241ZM11 128V127H10ZM13 129V128H12ZM175 129H177V130H179L180 131V133H182V131L184 132V130H185V128H184V126L182 127V126H178V128H175V127H168L167 129H166V136L167 135H171V133L175 130ZM190 129H191V125H190ZM197 129V128H196ZM203 129V128H202ZM226 129V128H225ZM216 130H218V129H216ZM227 130H226V132H227ZM13 131V130H12ZM18 132H19V130H17ZM16 131V132H17ZM176 131V130H175ZM195 131V130H194ZM204 131V130H203ZM229 131H230V128H229ZM235 131H237V130H235ZM240 131H241V129H240ZM243 131H244V129H243ZM242 131V132H243ZM14 132V131H13ZM13 132H9V134L10 133H12V135L15 133H13ZM17 132V133H18ZM190 132V131H189ZM206 132V131H205ZM3 133V132H2ZM17 133H15V135H17ZM179 133V132H178ZM175 134L174 135V137L176 136V135H178L179 136V134ZM185 133V132H184ZM219 133V132H218ZM225 133V132H224ZM228 133V132H227ZM232 132H230L229 134H231ZM236 133V132H235ZM235 133H232V134H235ZM237 133H239V132H237ZM27 134V133H26ZM69 134H71V133H69ZM187 134V133H186ZM190 134V133H189ZM229 134H227L228 136H229ZM11 135V134H10ZM182 135V134H181ZM188 135V134H187ZM226 134H225V136H227ZM7 136H9L8 134H7ZM172 136V135H171ZM219 137H220V135H218ZM236 136V135H235ZM18 137V136H17ZM181 137V136H180ZM124 138H125V136H124ZM166 138H168V137H166ZM199 138V137H198ZM230 138V137H229ZM99 138H97V140H98ZM133 139V138H132ZM210 139V138H209ZM124 140H126V139H124ZM131 140V139H130ZM168 140H169V138H168ZM167 140V143H170V140L168 141ZM191 140H193L192 139V137H191ZM213 140V139H212ZM218 140V139H217ZM220 140V139H219ZM218 140V141H219ZM229 140V139H228ZM233 140H234V138H233ZM221 141V140H220ZM231 141H232V139H231ZM126 142H127V140H126ZM217 142V141H216ZM226 142V141H225ZM235 142V141H234ZM233 142V143H234ZM129 143V142H128ZM155 144V146H156V142H154ZM166 143V142H165ZM211 143V142H210ZM219 143V142H218ZM229 143V142H228ZM18 144H19V142H18ZM212 144V143H211ZM226 145L225 146H228L227 145V142L225 143ZM128 145V144H127ZM166 145H171V144H164V141L163 142H161V143H159L158 145H157V147L155 148L156 149V151L158 152V151H164V150H166L168 153H169V155L170 154H173L174 153V145L172 146V147H170V149H167L166 148ZM208 145H210V144H208ZM208 145H207V147H208ZM231 145H232V143H231ZM234 145V144H233ZM232 145V146H233ZM115 146V145H114ZM154 146V147H155ZM182 146V145H181ZM213 146V145H212ZM235 146V145H234ZM7 147V146H6ZM9 147V146H8ZM23 147H24V145H23ZM219 147H221V146H219ZM218 148V147H217ZM222 148V147H221ZM220 148V151L222 150V151H224L223 149H225V148H223V149H221ZM232 148H234V147H232ZM240 148V147H239ZM192 149V148H191ZM190 149V150H191ZM242 149V148H241ZM9 150V149H8ZM233 150V149H232ZM243 150V149H242ZM241 150V151H242ZM250 150V149H249ZM3 151L4 152H6L4 149H3ZM205 151V150H204ZM203 151V152H204ZM226 151H227V149H226ZM234 152H235V150H233ZM241 151H239L240 152V154L241 153H243V152H241ZM244 151V150H243ZM245 151H247V150H245ZM9 152V151H8ZM230 152V151H229ZM228 152V153H229ZM151 153V152H150ZM153 153V152H152ZM155 153V152H154ZM223 153V152H222ZM226 154V153H225ZM217 155H219V154H217ZM154 156V155H153ZM225 156V155H224ZM224 156H222L223 157V159H224ZM230 156V155H229ZM228 156V157H229ZM237 156V155H236ZM242 156V155H241ZM170 157H171V155H170ZM183 157V156H182ZM198 157V156H197ZM220 157V156H219ZM233 157H235V153H234V156ZM247 157V156H246ZM174 158H175V156H174ZM212 158V157H211ZM171 159H172V157H171ZM217 159V158H216ZM243 159V158H242ZM249 159V158H248ZM150 160V159H149ZM187 160V159H186ZM222 160V158H220V162H224L223 160ZM252 160V159H251ZM177 161V160H176ZM233 161V160H232ZM175 162V161H174ZM214 162V161H213ZM250 162V161H249ZM95 163V162H94ZM94 163H93V165H94ZM215 163H217L216 161H215ZM164 164V163H163ZM196 164V163H195ZM214 164V163H213ZM92 165V166H93ZM202 165V164H201ZM215 165V164H214ZM218 165V164H217ZM217 165L216 166H214V167H217ZM220 165V164H219ZM242 166V167H240L239 168V166ZM92 166L90 165V167H82V169H84L82 172H80L79 170L77 171L76 169V171L79 173L80 172V175H82V173H83V175H84V177L80 180V185H79V187H78V189L76 190V192H79V191H84L83 193H90V195H91V197H93L94 196V194H95V190H96V188H95V185H98V184H100L101 183V174L99 173V171H96L94 168H92ZM197 166H200V165H197ZM210 167V166H209ZM222 167V168H221ZM161 168V167H160ZM159 168V169H160ZM211 168V167H210ZM213 169V168H212ZM220 169H219V171H220ZM195 170H197L198 171V169L196 168ZM207 170H208V167H207ZM210 170V169H209ZM252 170V171H251ZM76 171H74V172H76ZM190 171H192L191 169H190ZM218 171V172H219ZM169 172V171H168ZM149 173V172H148ZM158 173V172H157ZM205 173H206V171H205ZM204 173V175L206 176L207 175V173L205 174ZM211 173V171H209V174ZM76 174V173H75ZM203 174V173H202ZM209 176V175H208ZM157 178H159V177H157ZM194 179V178H193ZM198 179V178H197ZM167 180V179H166ZM200 180H201V178H200ZM198 181V180H197ZM197 181H194V182H197ZM198 183H199V181H198ZM11 185V184H10ZM12 186V185H11ZM100 186V185H99ZM200 186H201V184H200ZM10 187V186H9ZM230 189L232 190L231 192H230ZM237 190V189H236ZM202 191H204V190H202ZM3 192V194L5 195V197L3 198V202L5 203V207H4V209L3 210H7V208L8 207H12L13 205V203H12V200L14 199V195L16 196V192H14L13 191V193H12V190H10V189H5V190H3L2 191ZM81 192V193H82ZM205 192V191H204ZM202 194V193H201ZM215 194H217L216 196H215ZM1 195V194H0ZM203 195V194H202ZM246 195H247V193H246ZM1 197H2V195H1ZM217 197V198H216ZM136 198V197H135ZM201 198V197H200ZM238 198V197H237ZM245 198H246V196H245ZM258 198V199H257ZM208 199V198H207ZM206 199V200H207ZM202 201V200H201ZM155 202V201H154ZM240 202V203H239ZM17 203V202H16ZM135 203V202H134ZM232 203V201L230 202V204ZM87 204V203H86ZM157 204V203H156ZM233 204L234 203H232V206H233ZM155 205V204H154ZM156 206V205H155ZM151 207H152V204H151ZM231 207V206H230ZM229 207V208H230ZM2 209V208H1ZM3 210L1 211L0 210V212L3 214ZM4 211V213H6ZM220 212V211H219ZM228 213V212H227ZM9 214H10V212H9ZM221 214H222V212H221ZM1 215V214H0ZM204 215V214H203ZM251 217V216H250ZM249 219H251V218H249ZM252 220V219H251ZM250 220V221H251ZM227 221V220H226ZM249 221V222H250ZM225 222V221H224ZM249 222H248V219H247V221H244V222H242L241 224H242V229H245L248 225H249ZM1 223V225L3 224L2 222H0ZM262 223V222H261ZM6 226V225H5ZM250 226V225H249ZM4 227V226H3ZM8 227V226H7ZM234 228V227H233ZM232 228V229H233ZM247 229V228H246ZM241 235V234H240ZM27 236V235H26ZM252 236V235H251ZM250 236V237H251ZM110 238V237H109ZM262 242V241H261ZM98 247V246H97ZM100 248H102V247H105V243H102L100 246H99ZM98 247V248H99ZM97 248V249H98ZM254 248V247H253ZM252 248V249H253ZM255 249V248H254ZM98 250H100V249H98ZM256 250V249H255ZM231 252V251H230ZM236 251H234L233 250V252H232V254H233V256L234 257H236L237 256V254L235 253ZM222 254V253H221ZM224 254V253H223ZM222 254V255H223ZM228 255V254H227ZM224 256V255H223ZM116 258H117V256H116ZM5 261H7V260H5ZM236 261V260H235ZM242 262H238V263H242V264H244L243 263V259L241 260Z\"/></svg>",
	"mask_w": 264,
	"mask_h": 264
}]
</instances>
